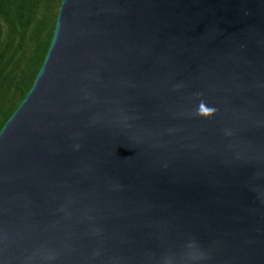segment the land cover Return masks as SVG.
Here are the masks:
<instances>
[{
  "label": "water",
  "instance_id": "water-1",
  "mask_svg": "<svg viewBox=\"0 0 264 264\" xmlns=\"http://www.w3.org/2000/svg\"><path fill=\"white\" fill-rule=\"evenodd\" d=\"M0 264H264V0H63L0 132Z\"/></svg>",
  "mask_w": 264,
  "mask_h": 264
},
{
  "label": "trees",
  "instance_id": "trees-1",
  "mask_svg": "<svg viewBox=\"0 0 264 264\" xmlns=\"http://www.w3.org/2000/svg\"><path fill=\"white\" fill-rule=\"evenodd\" d=\"M63 0H0V132L45 61Z\"/></svg>",
  "mask_w": 264,
  "mask_h": 264
}]
</instances>
